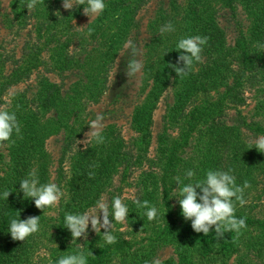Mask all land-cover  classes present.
Here are the masks:
<instances>
[{
    "label": "rangeland",
    "instance_id": "rangeland-1",
    "mask_svg": "<svg viewBox=\"0 0 264 264\" xmlns=\"http://www.w3.org/2000/svg\"><path fill=\"white\" fill-rule=\"evenodd\" d=\"M109 1L104 0L105 10L91 22L83 14V5L74 7L78 8V15L70 18L71 10L63 8V0H38L30 13L26 8L28 0H0V106L21 114L37 111L39 108L32 99L42 80L56 84L60 95L55 106L38 110L33 128L42 146L31 170L37 171L41 184L56 183L63 196L55 206L46 207L44 211L39 209L40 230L31 244L29 264H57L60 257L78 251L85 253L87 264H118L119 256L115 251L120 243H130L134 248L152 253V259L176 256L175 248L167 238L172 225L164 224H183V217L174 212L176 197L172 193H176L175 186L166 194L161 188L153 190L152 205L159 210L153 221H148L142 210L141 219L135 220L136 223L128 217L122 224L115 223L110 217L114 223V244H107L102 239L104 229L97 234L91 225L87 239L81 237L73 244L70 231L64 245L51 237L57 225L59 206L68 200L65 180L61 176L69 173L71 153L96 143L94 138L86 144L83 141L91 130L89 121L98 113L105 117L102 135L106 137V145H110L103 147L100 153L110 151L117 141H122V151L128 152L126 157L130 162L126 171H123V164L117 162L100 186L97 201L101 195L106 198L110 215L113 197L121 196L129 209L128 205L134 204V199L144 195L139 182L144 171L155 172L157 176L169 175L173 167L178 169L187 163V168L197 172L207 139L203 123L197 122L198 111L219 102V122L229 128L227 137L242 142L258 155L254 165L245 168L242 178L236 179L237 185L242 186L248 181L251 187L244 191L248 203L241 207L236 202L235 215L264 221V153L254 148L253 143L264 132L247 125L255 122L264 128V72L248 71L235 89L236 98L232 100L224 83H232L234 71L241 63L238 52H231L229 48L233 47L237 31L224 0H145L134 13H126L132 14L128 25L123 23L124 10L111 9ZM132 1H127L131 3L128 4L130 8ZM237 5V18L245 32H249L250 11L242 0H238ZM51 9L56 17L44 23L42 12ZM168 22L174 25L175 31L161 34L160 28ZM209 24L222 31L219 41L224 47L223 53H229L226 54L227 68L222 73L224 77L217 78L218 84L208 91L197 90L186 97L182 114H176L173 106L178 101L181 80L176 78L166 61L173 62L179 56L176 44L180 38L202 36L201 31ZM53 25L55 27H51ZM84 26L87 27L79 28ZM262 36L264 45V27ZM128 40L140 49L138 58L143 61L141 72L131 78L125 74L131 59V49L123 47ZM27 60H30V67L20 69L17 75L13 74L17 80L8 82L12 71L26 66ZM202 62L204 58L194 62L195 69ZM165 68L169 69L166 71L168 79H157L156 71ZM156 81L161 85H156ZM145 101L153 103L149 112L147 144L132 123L134 112ZM187 121H192L194 126ZM229 147L228 144L222 149V162ZM0 151L3 157L7 152L5 145L0 144ZM251 151L243 149L246 155ZM170 164L174 165L166 169ZM2 166L0 164V168ZM173 177L174 174L171 179ZM93 207L95 205L84 208L80 213ZM128 211L130 215V209ZM231 235L232 240L224 244L222 238H215L213 227L192 250L191 259L195 264H264V230L261 227L247 226L239 235L235 232ZM89 251L93 255H88Z\"/></svg>",
    "mask_w": 264,
    "mask_h": 264
},
{
    "label": "trees",
    "instance_id": "trees-1",
    "mask_svg": "<svg viewBox=\"0 0 264 264\" xmlns=\"http://www.w3.org/2000/svg\"><path fill=\"white\" fill-rule=\"evenodd\" d=\"M128 0H111L108 2L111 9L121 8L124 10L123 23L128 25L132 18V14L126 15L127 12H135L145 0H133L131 8L127 3ZM237 1L238 0H224L225 6L230 12L231 19L234 20L236 37L234 39L233 47H229L231 52H238V59L241 63L240 67H237L232 77V83H224L227 92H230L232 100L236 98V88L241 83L243 76L252 70L257 69L264 72V47L262 44V34L264 27V0H242L246 5V9L251 14V28L249 32H245L244 27L240 19L237 18ZM56 2V0H55ZM39 10V9H38ZM78 8L71 10V17L77 16ZM53 9L51 11H44V23L48 22L51 17ZM57 14V13H56ZM18 15V14H17ZM41 15V16H42ZM63 15V14H58ZM51 27H55L54 25ZM49 29V28H47ZM40 30V28H39ZM202 36L208 37V42L203 46L202 55L204 56V62L200 63L198 68L193 66L192 71L184 77H179L175 72L176 78L181 80V90L178 91V101L174 104L173 110L176 114H182L184 110V100L186 97L194 94L197 90L202 92L208 91L210 88L215 87L217 78H223V69L227 68L226 54L223 53L224 47H221L219 39L221 38L222 31L214 24H209L208 27L201 31ZM39 51L40 49H36ZM31 54V53H29ZM32 57L30 58V60ZM30 60L26 61V66L18 67L12 71V75L9 77L8 82L16 81V72L20 69H27L30 67L28 64ZM178 57L175 61L166 65L177 63ZM181 66H183L181 64ZM169 69H161L157 72V79L166 80L167 72ZM13 76V77H12ZM19 76V75H18ZM161 83L156 81V85ZM151 94H154L151 92ZM59 89L54 83L46 81H40V89L36 93V97L32 99V102L36 103L38 110L41 108H49L55 106L59 102ZM241 102V101H240ZM211 106L205 107L202 111H198L197 122H202L204 129L206 130L204 135L206 139V148L203 152V158L193 180H202L205 177L206 172L209 169H219L228 171L231 169V173L236 176V179H241L243 170L248 166L251 167L256 162V155L249 147H246L242 142L235 141L227 137L229 128L223 127L219 122L217 111L220 110L221 104L211 103ZM153 107V103L145 101L141 108L134 112L132 123L134 129L141 133L142 138L147 144V137L149 135V122L151 117L149 112ZM26 111L25 113L15 112L18 122L21 126V133L19 136L13 134L9 141H5L3 144L6 148V154H1L0 151V164L3 165L0 173V264H29L30 249L33 242V238L36 235L32 234L25 239V241H17L11 238L8 232L9 221L11 218H16L18 211L20 212V218L26 219L29 216H40L39 209L35 206L32 199H25L22 192H19V183L23 178H26L34 160L37 159L38 153L41 150L42 143L39 137L35 135V128L33 125L36 121V116L39 111ZM187 124L194 126L192 121H187ZM248 126H254L259 132H264V128L260 123L251 122ZM202 132V131H200ZM44 136V135H43ZM201 136V135H200ZM106 137L104 136L103 143H95L94 145H87L84 148L71 153L69 162V173L62 175L61 179L65 180V187L68 193V200L64 205L59 206V212L57 214V225L54 231L51 233V237L59 242L61 245L68 239L69 230L64 227V218L66 213H80L84 208L91 207L96 204L98 194L100 192V186L105 183V180L114 170L115 164H123V171H126L130 166L129 159H127L128 152L122 151V141H117L115 147L110 151L100 153L103 147L110 146L105 143ZM230 145L229 153L226 155L224 161L222 149L227 145ZM40 148V149H39ZM251 151L248 155L243 152V149ZM6 157V158H5ZM5 158V159H4ZM174 164H170L166 167L171 168ZM187 163L181 167L172 168V172L169 175L162 174L157 176L155 172L144 171L140 176L139 182L144 190V195L138 199L140 201L147 200L152 204V192L156 189L162 190V193L166 194L169 189L179 185L176 184L175 177L180 176L184 183H187L185 172L188 170ZM91 174V175H90ZM172 174H174L173 179ZM11 191V195L8 200L2 198V193L5 191ZM199 191V189H197ZM175 198L178 193H172ZM179 198L176 197L175 211L178 216H182L181 208L179 205ZM130 209V215L128 219L137 220L140 217V210L146 211L143 208H138L136 204L128 205ZM128 209V210H129ZM238 218H243L242 216ZM135 221L134 223H136ZM182 225H176V223L167 222L164 224L172 225L168 233V241L175 248L176 256H170L167 259L162 260L163 264H195L191 259L192 250L196 245L205 239L203 233L195 232L191 227V221L185 220L183 217ZM247 226L257 225L264 230V221L259 219H253L246 216ZM232 235L226 232L222 238V242H229L232 240ZM119 256L118 264H145L146 261H152V253L141 251L138 248L132 247L130 243H120L115 251ZM116 255V254H115Z\"/></svg>",
    "mask_w": 264,
    "mask_h": 264
},
{
    "label": "clouds",
    "instance_id": "clouds-1",
    "mask_svg": "<svg viewBox=\"0 0 264 264\" xmlns=\"http://www.w3.org/2000/svg\"><path fill=\"white\" fill-rule=\"evenodd\" d=\"M38 0H28L26 8L29 13L36 7ZM83 5V14L90 18V21L99 16L106 8L104 0H63V8L72 10L74 7ZM79 27L81 29L85 28ZM160 33L173 32L175 27L171 22H168L160 28ZM208 42V37L194 35L182 37L176 44L177 51L180 52L177 63L170 64L179 77H184L193 69L194 62L203 60V46ZM264 47V45H260ZM125 50L131 49V59L128 60L125 69V74L131 78L141 72L143 61L138 57L141 55L140 49L132 41L128 40L123 45ZM181 64L183 66H181ZM109 78H113V74H109ZM105 117L102 114H97L95 119L89 121L90 131L86 133L87 139L83 141L86 144L90 139H95L97 143H103L104 137L102 130L104 128ZM21 126L18 122L15 112H10L5 106H0V143L9 141L13 134L19 136ZM259 152L264 153V135H260L253 141ZM228 171L219 169H209L204 179L193 180L195 172L188 169L185 172L184 183L180 176L175 177L178 189L174 192L178 193L179 205L182 210L181 214L185 220L191 221L192 229L197 233H203L208 236L215 228V238L219 240L223 238L226 232H235L237 235L242 229L247 227L246 217L238 218L235 215L236 202L241 207L248 203L244 198L245 189L251 187L248 181H245L242 186L236 184V178ZM91 175V174H90ZM19 192L23 193L25 199H32L38 209L45 210L46 207H52L58 204L63 192L60 187L54 182L41 184L37 175V171L32 169L29 171L26 178H23L19 183ZM199 189V191H197ZM11 191L5 190L2 193V198L8 200ZM138 208H143L146 211L144 216L148 221H153L157 218L159 210L149 201H133ZM111 215L109 213V202L101 195L96 202L95 207L83 213H66L64 218V227L67 228L72 236V244L84 237L87 239L89 225L97 234L104 229L102 239L107 244H114L116 237L112 234L114 223L110 217L114 218L115 223H124L127 220L129 211L127 205L123 202L121 196H115L111 200ZM102 213V219H101ZM40 217L29 216L26 219L20 218V212L16 218H11L9 221L8 232L13 240L25 241L27 237L37 233L40 230ZM142 230V229H141ZM88 255H93L91 251ZM57 264H87V257L83 251L69 253L59 258ZM145 264H163L159 257L152 261H146Z\"/></svg>",
    "mask_w": 264,
    "mask_h": 264
}]
</instances>
